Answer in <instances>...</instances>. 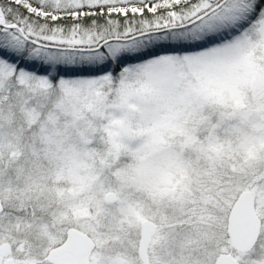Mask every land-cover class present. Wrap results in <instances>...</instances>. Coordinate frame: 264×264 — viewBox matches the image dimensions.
Returning <instances> with one entry per match:
<instances>
[{
	"label": "snow or ice",
	"instance_id": "snow-or-ice-1",
	"mask_svg": "<svg viewBox=\"0 0 264 264\" xmlns=\"http://www.w3.org/2000/svg\"><path fill=\"white\" fill-rule=\"evenodd\" d=\"M0 264H264V0H0Z\"/></svg>",
	"mask_w": 264,
	"mask_h": 264
}]
</instances>
